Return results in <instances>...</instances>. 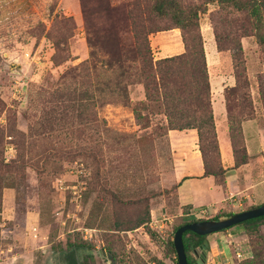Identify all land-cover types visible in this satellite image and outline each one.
<instances>
[{"label": "rangeland", "instance_id": "obj_1", "mask_svg": "<svg viewBox=\"0 0 264 264\" xmlns=\"http://www.w3.org/2000/svg\"><path fill=\"white\" fill-rule=\"evenodd\" d=\"M133 1L138 0H109L112 7L122 10L120 14L114 13L118 30L109 37L106 30L112 29L110 23L106 24V12L100 8L105 3L100 0H0V126L12 119L15 128L26 137L30 138L29 131L42 133L41 124L50 109L48 93L67 80L68 70L83 64V73L88 70L93 84L96 114L105 123L100 134L106 187L124 201L133 202L109 203L104 193L99 194L92 185V170L85 156L90 146L86 135L78 131L77 124L56 126L51 140L60 151H77V158L49 167V173L44 175L27 167L23 177L6 176L0 213V264H62L66 258L63 252L70 249L68 241L85 243L84 248L76 250L75 260L80 264H153L155 260L176 264L168 247L174 228L249 208L203 213L188 210L187 214L183 207L179 209L176 185L171 178L168 139L156 131L162 125L161 111L155 108L145 113L151 121L145 130L139 129L132 112V104L145 100L137 62H133L130 51L133 43L125 15L122 16ZM216 8L215 4L208 5L199 19L209 62L219 56L209 19ZM68 18L72 20L67 21ZM232 22L229 19L218 25L221 37L232 31ZM173 30L165 31L169 34L157 40L172 45L174 50L168 52V57L184 52L180 31ZM239 41L248 89H238L228 100L237 112L240 94H248L254 112L251 120L256 122L246 123L244 136L252 154L249 140L258 139L257 129L264 140V94L259 88L260 83L264 84V57L253 37H240ZM56 43H62L65 49L58 51L63 61L58 66L52 62ZM234 44L225 41V50L219 52L220 74L225 79L232 76V86L227 89L236 86ZM177 47H181V52ZM151 51L154 61L157 60L158 51ZM117 59H122L121 64H115ZM109 62L115 63L108 67ZM221 97L223 101L222 93ZM222 110L225 114L224 104ZM6 140L4 158L9 163L16 152L11 138ZM142 198L149 199L150 220L145 227L127 230L125 227L144 211V203H136ZM254 203V207L264 204ZM261 232L264 234V228ZM205 244V264H239L251 251L242 226L210 234L205 237ZM236 253L241 254L240 259L235 257Z\"/></svg>", "mask_w": 264, "mask_h": 264}, {"label": "trees", "instance_id": "obj_2", "mask_svg": "<svg viewBox=\"0 0 264 264\" xmlns=\"http://www.w3.org/2000/svg\"><path fill=\"white\" fill-rule=\"evenodd\" d=\"M100 2L106 4L99 5L106 12V24L110 23V29H112L106 30V35L112 37L114 32L118 30L117 24L113 20L114 13L120 14L122 10L112 7L109 0H100ZM212 4L217 6L209 14L216 50L218 52L225 50V48L223 49L225 41L235 43L232 49L234 50L236 86L224 90V99L229 138L234 157V165L231 169H237L249 161L242 133V122L251 120L254 112L245 91L240 94L239 100H237V112L228 97L238 89H248L239 38L253 37L264 57V0H197V2L138 0L128 5L122 16L125 15L127 32L130 33L133 43L130 51L133 54V62H137V76L145 95L144 101L131 105L139 129L145 130L151 126V121L145 113L156 108L161 111L163 117L162 125L156 127L157 132L164 133L167 137L168 131L171 130H195L203 163V177H213L216 184L224 187L228 169H224L221 164L211 105L209 76L199 28L200 15L205 14L208 5ZM118 18L121 21L124 20L121 17ZM229 19L233 20L232 31L226 37H221L218 32V25L227 23ZM66 20L71 21L72 19ZM173 29L180 31L184 52L154 61L149 36ZM61 44H54L56 52L52 62L55 66L63 62L58 55V51L64 52L65 50ZM121 61L122 59H117L116 63L109 62L107 66L111 67L114 63L121 64L119 63ZM77 71L78 73L75 75ZM83 71V64L79 68L68 70L65 75L67 80L48 93L47 104L50 109L46 111L44 124H41L42 133L33 134L32 131H29L28 136L30 138L26 137L23 132L15 128L12 119H8L6 125L0 126V213L2 190L6 187V176L16 174L23 177V172L27 167L34 168L39 175H44L49 173V167L60 165L63 161L72 162L77 158V151L71 149H65L64 152L60 151L59 146L50 138L56 126H65L66 124H77L78 131L85 134L88 142H90V146L86 148L85 156L89 159L92 170V185L98 189L99 194L104 193L106 196L103 197H107L109 203H133L124 201L106 187L107 182L102 175L105 158L100 134L101 125L105 123L99 120L95 111L93 84L89 79L88 70L85 69L87 73H83ZM77 78L79 79L77 80ZM259 88L264 94L263 83H260ZM45 133L48 135H44ZM34 136L39 137L34 138ZM8 137L11 138V143L16 152L15 158L9 163L5 162L4 158L6 138ZM148 201V198L136 201V203H144V211L137 215L130 226L125 227L127 230L145 227L149 222ZM251 208L254 206L247 210ZM190 209L191 207L187 205L183 207L182 211L187 214ZM232 215L233 213H226L211 220H219ZM198 221L201 220H194L189 223ZM182 225L174 228L173 234ZM235 226L243 227L249 238L251 248L249 256L239 264H264V234L261 232L264 228V216L247 220ZM205 237L189 231L183 234L182 241L188 264H194L195 258L192 254L202 245L206 246ZM85 246L84 242L71 244L68 241V248L70 249H80ZM168 247L177 260L171 240L168 241ZM70 263L76 264L75 261ZM153 264L165 263L155 260Z\"/></svg>", "mask_w": 264, "mask_h": 264}, {"label": "crops", "instance_id": "obj_3", "mask_svg": "<svg viewBox=\"0 0 264 264\" xmlns=\"http://www.w3.org/2000/svg\"><path fill=\"white\" fill-rule=\"evenodd\" d=\"M169 32H160L152 35V37L150 36L152 50L158 51V57L155 59L168 57L170 56L168 52L174 50L171 44L167 45L168 43L164 44V41L161 43L157 41L163 35L169 34ZM177 48L181 52V47ZM204 51L221 164L228 171L225 176L224 187L216 184L213 177H203L204 169L198 149L196 131H168L167 139L172 166L171 178L176 185L177 204L179 209L189 205L191 213L218 212L224 209L243 206L252 207L256 205L255 201L264 202V140L257 129L259 134L258 139L250 138L249 140L251 149H253L251 154L244 136V126L247 122L256 121L247 120L242 122V133L249 161L246 165L237 169H231L234 165V157L226 119L224 90L228 85L232 86V76L225 79L220 74L221 56L218 51L219 56L217 58L212 57L211 62L208 61L205 43ZM221 93L223 94V101ZM222 104H224L225 114L222 110ZM222 256H224L223 253Z\"/></svg>", "mask_w": 264, "mask_h": 264}, {"label": "water", "instance_id": "obj_4", "mask_svg": "<svg viewBox=\"0 0 264 264\" xmlns=\"http://www.w3.org/2000/svg\"><path fill=\"white\" fill-rule=\"evenodd\" d=\"M264 216V204L249 210L233 214L230 217L221 220H205L193 223H187L180 226L173 234V247L177 257V264H188L186 254L184 251L182 236L189 231L198 236H208L210 234L218 233L227 230L235 225L241 224L247 220L256 219ZM203 253L206 251V246L202 245ZM194 264H205L204 257L198 259Z\"/></svg>", "mask_w": 264, "mask_h": 264}, {"label": "flooded vegetation", "instance_id": "obj_5", "mask_svg": "<svg viewBox=\"0 0 264 264\" xmlns=\"http://www.w3.org/2000/svg\"><path fill=\"white\" fill-rule=\"evenodd\" d=\"M76 250L77 249H68V251H64L62 256L66 257L65 259H63L62 261V264H69V262H73L75 261L76 264H80L77 262V260H75V258L78 256L77 253H76ZM71 253H73V256H71ZM203 253V249H197L195 252H194V257H195V262L202 258V256L204 257V262H206V259H207V248H206V251L204 254ZM71 264V263H70Z\"/></svg>", "mask_w": 264, "mask_h": 264}, {"label": "built area", "instance_id": "obj_6", "mask_svg": "<svg viewBox=\"0 0 264 264\" xmlns=\"http://www.w3.org/2000/svg\"><path fill=\"white\" fill-rule=\"evenodd\" d=\"M235 257H236L237 259H240V258H241V254H240V253H236V254H235ZM228 263H230V262H228ZM228 263H227V264H228Z\"/></svg>", "mask_w": 264, "mask_h": 264}]
</instances>
